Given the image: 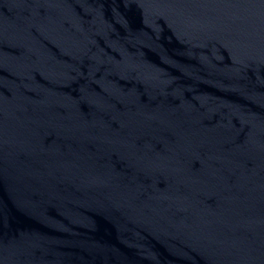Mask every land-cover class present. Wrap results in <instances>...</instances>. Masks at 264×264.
<instances>
[{"label": "water", "instance_id": "obj_1", "mask_svg": "<svg viewBox=\"0 0 264 264\" xmlns=\"http://www.w3.org/2000/svg\"><path fill=\"white\" fill-rule=\"evenodd\" d=\"M0 264H264V0H0Z\"/></svg>", "mask_w": 264, "mask_h": 264}]
</instances>
